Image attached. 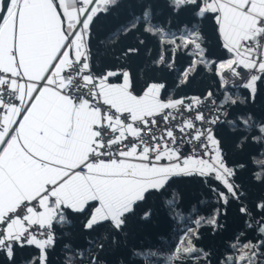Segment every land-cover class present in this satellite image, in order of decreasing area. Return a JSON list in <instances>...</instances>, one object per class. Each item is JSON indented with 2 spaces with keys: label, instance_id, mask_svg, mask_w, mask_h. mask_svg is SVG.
Instances as JSON below:
<instances>
[{
  "label": "snow or ice",
  "instance_id": "1",
  "mask_svg": "<svg viewBox=\"0 0 264 264\" xmlns=\"http://www.w3.org/2000/svg\"><path fill=\"white\" fill-rule=\"evenodd\" d=\"M69 261L264 264V0H0V264Z\"/></svg>",
  "mask_w": 264,
  "mask_h": 264
},
{
  "label": "trees",
  "instance_id": "2",
  "mask_svg": "<svg viewBox=\"0 0 264 264\" xmlns=\"http://www.w3.org/2000/svg\"><path fill=\"white\" fill-rule=\"evenodd\" d=\"M100 39H103V37H101ZM125 42H128V41H123V40L121 41V43H125ZM113 44L114 42H111V41H105L104 43H100L99 40L93 43L92 63H93L94 69L103 72L117 63V56H118L120 45L116 44L114 48ZM150 47L154 48V44H150ZM112 81L116 82L114 78ZM198 83L199 81H197V84ZM21 255L22 256L27 255V251H25ZM52 258L53 260L59 261L60 256L56 255V256H53ZM68 264H74V262L69 261Z\"/></svg>",
  "mask_w": 264,
  "mask_h": 264
},
{
  "label": "crops",
  "instance_id": "3",
  "mask_svg": "<svg viewBox=\"0 0 264 264\" xmlns=\"http://www.w3.org/2000/svg\"><path fill=\"white\" fill-rule=\"evenodd\" d=\"M113 82V81H112Z\"/></svg>",
  "mask_w": 264,
  "mask_h": 264
}]
</instances>
